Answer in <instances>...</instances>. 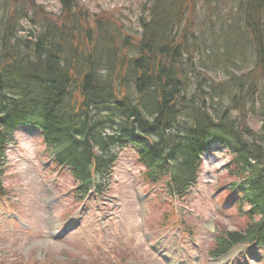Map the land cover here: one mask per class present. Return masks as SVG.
<instances>
[{
  "label": "trees",
  "instance_id": "16d2710c",
  "mask_svg": "<svg viewBox=\"0 0 264 264\" xmlns=\"http://www.w3.org/2000/svg\"><path fill=\"white\" fill-rule=\"evenodd\" d=\"M73 1L60 0L52 19L36 4L0 0V191L21 127L42 132L83 197L106 191L128 144L145 184L184 197L217 146L230 160L215 191L231 198L224 211L235 229L218 232L210 255L264 248V0H236L207 29L189 21V0H150L133 33L76 14Z\"/></svg>",
  "mask_w": 264,
  "mask_h": 264
},
{
  "label": "rangeland",
  "instance_id": "374dc122",
  "mask_svg": "<svg viewBox=\"0 0 264 264\" xmlns=\"http://www.w3.org/2000/svg\"><path fill=\"white\" fill-rule=\"evenodd\" d=\"M23 1L43 8L52 19L62 12L60 0ZM148 1L74 0L79 8L73 11L101 16V21L133 33L140 29ZM235 1L189 0V21L201 29H207L203 22L212 16L224 22ZM22 25L26 30L31 26L24 19ZM254 122L261 127L260 119ZM26 129L18 128L6 147L0 264H168L163 255L169 264H214L209 254L216 231L234 230L229 217L234 212L223 210L224 200L215 192L222 163L230 160L224 149L214 146L204 153L201 181L190 195L175 199L166 190L145 184L137 150L128 144L119 152L103 197L90 194L82 201L69 168L56 167L41 136ZM245 258H250L247 264H264V250L252 249L240 258L231 255L224 264H246Z\"/></svg>",
  "mask_w": 264,
  "mask_h": 264
},
{
  "label": "bare ground",
  "instance_id": "6f19581e",
  "mask_svg": "<svg viewBox=\"0 0 264 264\" xmlns=\"http://www.w3.org/2000/svg\"><path fill=\"white\" fill-rule=\"evenodd\" d=\"M222 154H223V152H222Z\"/></svg>",
  "mask_w": 264,
  "mask_h": 264
}]
</instances>
